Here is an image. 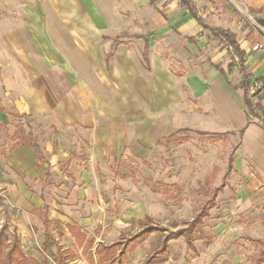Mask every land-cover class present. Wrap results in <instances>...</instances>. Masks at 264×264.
<instances>
[{
    "label": "crops",
    "instance_id": "0c3cea01",
    "mask_svg": "<svg viewBox=\"0 0 264 264\" xmlns=\"http://www.w3.org/2000/svg\"><path fill=\"white\" fill-rule=\"evenodd\" d=\"M64 2L68 6L60 13L66 24L72 25L71 0ZM140 4L145 10L139 14V25L134 19H126L121 14L116 17L110 12V17L117 20L112 26L113 32L127 31L133 34L139 45L136 49L133 43H115L109 61V54L101 49L104 43L90 45L88 28L83 26L78 31L81 42L79 60L71 61L65 50L57 46L52 28L41 26V18L49 19L50 15L46 13L42 17L41 12L31 10L27 14L31 25L0 30V172H8L15 179L13 182L0 180V187L13 196L19 209L29 211V222L19 224L22 229L33 223L42 246L53 238L48 250L56 264L59 252L67 264L71 258L75 260L71 264H138L137 256L141 257L139 264H143L161 242L142 255L146 242L155 233L133 252L122 254L117 248L112 259L106 262L100 261L98 249L101 245H111L136 235L140 231L138 223L147 217L162 226L159 219L165 220V212L179 211L177 204L180 202L170 204L165 199V192L180 184L179 177L169 180V175L161 172L165 191L151 189L149 181L142 184L133 173L128 177V172L115 168V163L130 159L127 154L147 159L152 150L167 149L166 146L173 145L167 139L179 130L225 133L240 132L246 127L244 92L233 88L241 80L240 70L236 67L228 72L233 50L216 40L202 24L236 34L251 74L256 79L264 78V53L254 52L257 37L250 33L242 20V14L247 12L264 22V0L192 3L196 17L180 9L178 0H164L155 5L150 0H141ZM152 6L158 7L161 14L153 15ZM161 19L170 26L165 28ZM173 28L185 34L184 42L162 56L152 47L149 37L167 29L163 33L165 36L173 32ZM61 40L64 39L57 38L60 43ZM207 43L214 44L209 58L200 56V50ZM146 48L148 65L143 58ZM174 63L179 65L180 71L174 69ZM220 68L226 74L221 73ZM24 117L33 122L27 130L22 125ZM255 126L258 128L257 139L252 144L255 148L252 153L248 151L246 133ZM17 133L33 134L43 159H39L29 145L19 144L14 137ZM190 137L178 144L189 143L192 141ZM238 144L233 171L228 178L234 174L235 178L243 180L234 202L235 210L245 218L246 232L241 245H233L239 237L234 236V228L230 225L232 216L227 214L212 229L211 240L205 233L206 239L195 242L197 252L190 249L183 238L171 241L168 259L161 264H175L176 260L183 264L187 258L188 264H228L230 256H235L240 264L258 252L259 244L246 237L264 242L263 219L255 218L254 223L248 220V212L257 209L258 203L264 199L262 123L253 121ZM229 156L221 167V176L215 175V180L220 179V185L228 171ZM217 167L215 165L214 170ZM49 173L52 176L47 181ZM20 174L32 180L35 187L29 188ZM104 176L108 178L106 182H103ZM228 191H232L229 180L219 196ZM110 194L113 197L108 202L104 195ZM217 202L219 206L218 199ZM45 207H48V230L43 217L33 212L34 208L44 210ZM106 210H114L117 215L110 217ZM108 219L113 221V230L120 234V238L106 244L100 229L105 228L102 225ZM68 225L79 228L86 235L83 246H77ZM129 226L138 230L125 236V229ZM24 234L22 231V236L18 237L21 243L24 240L20 237ZM182 241L183 249L177 256L172 243ZM31 257L41 261L38 256Z\"/></svg>",
    "mask_w": 264,
    "mask_h": 264
},
{
    "label": "rangeland",
    "instance_id": "374dc122",
    "mask_svg": "<svg viewBox=\"0 0 264 264\" xmlns=\"http://www.w3.org/2000/svg\"><path fill=\"white\" fill-rule=\"evenodd\" d=\"M140 2L141 0H71L70 10L72 12V25H67L60 13L68 6V3L64 2V0H0V30L15 25H23L25 27L31 25L32 21L27 18V14L31 10L38 11L39 13L41 12L42 17L44 16L43 13H46V15L49 14V19L45 17L40 19L41 26H50L57 46L65 50L71 61L78 62L81 46L78 31L81 26L88 28V43L96 46H100L104 43V47L102 46L101 49L103 48L106 54L113 53L116 45L115 43L118 42L127 44L133 43L134 48L137 49L139 42L132 37L133 34L127 31H120L119 33L113 32L114 29L112 26L116 24L117 20L110 17V12H113V16L115 15L116 17L121 14L126 19H134L136 24L139 25L141 21L139 14L145 10ZM151 11L153 15L158 16L160 9L152 6ZM242 20L246 24V28L251 31L250 33H255L257 44L264 45V25L259 22L258 16L250 15L245 12V14H242ZM161 24L165 28L170 26L169 23H165L164 21ZM152 27L155 28V25H152ZM136 30L139 31L138 28ZM165 30L167 29H164L160 34H154L155 36L149 37L152 47L162 56L167 55L169 50L180 47L185 39V34L174 28L173 32L163 36V33L167 32ZM58 37L65 41L61 40L60 43L57 41ZM213 46L214 44L211 43L204 45L200 50V56L209 58ZM200 56L197 58H200ZM173 67L176 71L181 70L177 63H174ZM32 124L31 118L24 117L22 125L26 130L31 127ZM257 129L258 128L255 126L246 133L248 151L252 153L255 152V148L252 144L257 139ZM187 135L188 138L192 136L190 137L192 141L185 145L172 142L171 144L173 145L166 146L167 149L157 148L152 150L151 155H148L147 159L131 153L132 156L127 154L130 159H120L119 163H115V168H118V170L120 169L121 172H128V177H131L130 174L133 173L135 178L142 184H144L145 181L146 183L149 181V187L151 189L157 188L165 191V187L161 181V175L165 173L169 175V180H172L174 176L179 177L178 180L180 184L176 185V188L172 187L165 192L167 194L165 199H167L170 204L180 202L177 204L180 206L179 211L173 210L172 214L170 212H165V220L163 219L164 221H162L159 219L160 222H162V226L169 230H175V227H178L176 229L184 227V223L190 220L193 214L199 210L202 203L209 198L210 192L214 187L220 185V179L215 180V175H217L218 178L221 176V173H219L221 167L226 162V159L228 160V156L233 151L234 147L241 141L239 131H236L235 135L230 136L226 141L220 142H212L208 137L200 136L195 132H190ZM215 165L220 167V169L217 167L214 170ZM19 176L29 188L35 187L33 185L35 183L28 179L26 175L20 174ZM51 176L52 174L49 173L47 181ZM164 178L168 180L166 176H164ZM102 179L103 182L108 180L107 176H104ZM0 180L13 182L15 179L10 177V173L2 171L0 172ZM228 180L230 184H232V191H228L226 195L218 197L219 206L211 211V217L206 219L203 230L207 234L208 240H211L209 236L212 229L217 224V221L219 222V219L227 214H231L232 219L230 225L234 228V236L239 237L233 242V245L240 246L246 232V227L243 226L245 218L239 211L235 210L234 202L235 193L239 190L238 188L241 186L243 180L235 178L234 174H231ZM37 186L38 185H36V187ZM16 196L14 198H16ZM112 197L113 194L104 195V198L107 199L108 202L111 201ZM116 202L117 207V199ZM258 204L257 209L248 212V220L253 223L255 218L260 219V217L264 221V199ZM28 212L29 211L24 210V208L19 209V205H16L13 196L5 190L4 187H0V230L4 231L7 240L11 241L15 237L18 238L22 236V231H24V237H20V239L22 238V240H24L22 241V245L25 252L30 257L31 255L38 256L44 264H56L55 259L49 254L48 250V244L51 243L53 238L48 239L47 243H44L42 246L38 241V229L34 227L33 223L30 222V225L24 229L19 226V224L23 222H29ZM106 213L110 217H115L117 215V212L114 210H106ZM102 226H105V228L100 229V235H102V239L106 244L112 243L120 238V234L113 230V221L108 219L107 223ZM249 229L251 230L250 227ZM261 229L264 231V228L261 227ZM137 230L138 229L129 226L125 229V236L132 235L137 232ZM161 238V233H155L148 239L142 255H145L146 252L153 247L156 248ZM183 245L184 241L172 243V250L176 252L175 254L177 256H179L180 249H183ZM205 246L206 244L203 243V247ZM237 249L243 253V250L239 249V247H237ZM263 249V246L258 245L257 253ZM242 253H240L241 257H243ZM131 257L132 255L129 256V258ZM137 258L136 263L139 264L141 257L137 256ZM227 260L228 264H238V259H236L235 256H230ZM243 260L245 259L243 258ZM72 261L75 260L71 258L67 262L71 264ZM128 262H130V260ZM176 262L175 264H180L178 260H176ZM188 262L189 260L187 258L186 262L184 261L183 264H188ZM240 264H252V259H247Z\"/></svg>",
    "mask_w": 264,
    "mask_h": 264
},
{
    "label": "trees",
    "instance_id": "16d2710c",
    "mask_svg": "<svg viewBox=\"0 0 264 264\" xmlns=\"http://www.w3.org/2000/svg\"><path fill=\"white\" fill-rule=\"evenodd\" d=\"M152 4H158L164 0H150ZM179 7L182 10L188 11L193 14L195 17L194 7L190 0H178ZM200 22H202L199 19ZM262 25L264 22L259 21ZM202 24V23H201ZM204 29L211 32L213 37L220 41L226 43L232 50L233 55L231 56L230 62L228 64V72H232L236 67L240 70L241 80L238 84L233 85L235 90H242L244 92V103L247 113V125L245 128L240 130V137L243 136L247 127L253 123V121L258 120L262 123L264 129V78L256 79L254 75L251 74L249 68L246 66L244 57L245 52L242 50L236 34L232 33L229 30L223 28H210L207 25L202 24ZM140 37V36H139ZM236 57L238 61L236 60ZM111 55L109 54L107 60L109 61ZM143 58L145 63L148 65V50L146 48L143 53ZM221 73L226 74L225 71L220 68ZM190 130L184 129L179 130L172 134L167 142L170 144L172 142L183 143L188 139V134ZM236 132L230 131L225 133H209L196 131V134L200 136H205L211 139L212 141H218L227 139L232 135H235ZM15 139L18 140L19 144H27L32 149L35 155L39 159H43L42 152L38 142L35 140L33 134L24 135V133H17L14 135ZM240 144H237L232 153L229 156V165L228 171L223 177L222 184L219 187L214 188L210 192L209 198L204 201L199 208V210L193 214L192 218L184 223V227L169 230L158 224L151 217H147L144 221H140L138 224L140 226V231L130 237L122 238L121 241L114 242L111 245H101L98 249V255L101 262H106L112 259L115 255L117 248H119L122 254L127 252H133L135 249L144 243L153 233H163L161 242L159 243L157 249L150 255L146 257L143 264H161L167 261L168 252H169V243L171 241L179 240L183 238L187 246L193 251L197 252L195 242L198 240L206 239V234L203 230L206 219L210 218L211 211L218 206V196L227 186V180L230 173L233 171V162L235 159V153L239 148ZM35 214H38L43 217V223L45 228L48 230L49 227V217H48V207L42 209H33ZM68 230L71 235L76 239L77 246H83L86 235L82 231L73 226L68 225ZM49 233L47 232L46 238L48 239ZM250 242L262 245L264 247V242L261 239H255L252 237H246ZM60 251V250H59ZM59 258L57 259V264H67L65 262L62 253L59 252ZM252 264H264V249L259 253L251 257ZM113 261V260H112ZM0 264H44L34 257H30L24 250L21 241L18 238H13L11 241H8L3 230H0Z\"/></svg>",
    "mask_w": 264,
    "mask_h": 264
},
{
    "label": "built area",
    "instance_id": "2783aa9c",
    "mask_svg": "<svg viewBox=\"0 0 264 264\" xmlns=\"http://www.w3.org/2000/svg\"><path fill=\"white\" fill-rule=\"evenodd\" d=\"M192 3L194 4H202L204 3L206 0H190ZM263 42H264V38H263ZM253 50L254 51H260L262 53H264V45L261 44H256L253 46Z\"/></svg>",
    "mask_w": 264,
    "mask_h": 264
}]
</instances>
